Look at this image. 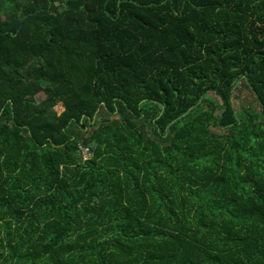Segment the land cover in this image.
Listing matches in <instances>:
<instances>
[{
  "label": "trees",
  "instance_id": "trees-1",
  "mask_svg": "<svg viewBox=\"0 0 264 264\" xmlns=\"http://www.w3.org/2000/svg\"><path fill=\"white\" fill-rule=\"evenodd\" d=\"M0 264H264V0H0Z\"/></svg>",
  "mask_w": 264,
  "mask_h": 264
},
{
  "label": "built area",
  "instance_id": "built-area-1",
  "mask_svg": "<svg viewBox=\"0 0 264 264\" xmlns=\"http://www.w3.org/2000/svg\"><path fill=\"white\" fill-rule=\"evenodd\" d=\"M83 158L86 159L89 156V152L87 148L82 149Z\"/></svg>",
  "mask_w": 264,
  "mask_h": 264
},
{
  "label": "rangeland",
  "instance_id": "rangeland-1",
  "mask_svg": "<svg viewBox=\"0 0 264 264\" xmlns=\"http://www.w3.org/2000/svg\"><path fill=\"white\" fill-rule=\"evenodd\" d=\"M40 97H41V95H37L38 99H40ZM234 105H235L236 109L238 110L239 109V99H235Z\"/></svg>",
  "mask_w": 264,
  "mask_h": 264
}]
</instances>
